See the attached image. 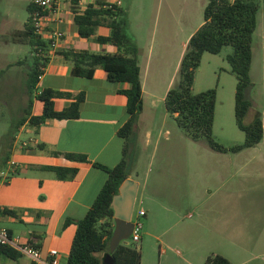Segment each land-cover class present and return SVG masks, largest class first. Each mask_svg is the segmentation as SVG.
Instances as JSON below:
<instances>
[{"label": "crops", "instance_id": "crops-1", "mask_svg": "<svg viewBox=\"0 0 264 264\" xmlns=\"http://www.w3.org/2000/svg\"><path fill=\"white\" fill-rule=\"evenodd\" d=\"M118 1L121 2L120 7L123 8L122 0H78L76 4L73 0H62L61 12L50 16L47 35L52 30L59 29L64 32L65 38L59 48L50 53L49 62L32 98L27 89L28 78L35 62L31 51L30 57L34 60L29 63L25 74L27 105L17 122L14 133L11 134L7 145H3L0 152V229L9 230L22 245L37 250L40 253V259L34 260L22 253L14 257L0 254V264H52L54 258L50 256L51 250L59 252L58 264H67L78 228L77 221L87 215L109 178L105 170L95 167L94 164L98 163L113 169L122 160L125 140L119 136L118 132L127 123L130 115L127 111V98L121 91L127 89L128 85L108 81L106 72L102 68L95 70L93 78L77 77L73 74V62L64 55L69 51L102 54L119 52L117 47L111 44L102 45L97 41L98 37L111 35L109 27L99 26L93 36L82 38L74 22L76 11L82 12L90 5H96L99 2L117 3ZM58 17L61 18L60 22L55 21ZM24 31L25 29L21 32L24 35L23 39L32 43L31 38H27ZM193 34L191 33L182 45L180 63ZM133 40L136 43V40ZM0 61L3 62L0 79L11 71L18 73L23 65L20 59L7 62L1 57ZM138 61L143 90V110L146 95L152 105L159 100L165 104L166 95L175 77L169 81L165 94L160 97L153 91H148L149 64L145 65V76L139 52ZM27 62L28 58H26ZM4 80H2L3 83ZM16 83L11 86L18 91L21 88H18ZM43 89L72 95V97L61 96L54 99L57 111L68 108L75 102V96L84 93L85 100L80 104L79 118L48 120L39 126L31 125L29 122L31 116H39L43 112V103L38 99ZM14 95L17 104L19 103V92ZM29 104H31V116L20 125L25 118ZM149 138L148 135L147 140ZM213 151L221 154L219 157L227 156V161L218 158L212 161L213 164H217L221 169L226 163L234 166L235 160L231 158L230 151ZM64 154L85 155L88 161L80 162L76 159H69ZM12 162H14L13 167L10 165ZM236 162L241 164L238 160ZM246 163L253 162L247 161ZM45 167L76 169L77 173L72 178L62 180L58 178L56 172ZM220 171L216 169L211 175L216 185L206 187L205 193H208L206 201L215 193L219 195L222 193L225 181ZM129 178L132 179L131 175ZM139 190L140 184H138L137 196ZM225 198L228 199L229 207L227 208L220 206L209 208L203 214L198 201L190 208L195 212L200 211V219H197L198 221H195L193 225L201 228L197 240L200 238L203 253L211 252L213 256H222L231 264H264V222L262 221L264 209L244 207L242 209L240 204L235 205V202H239L240 199L239 192H228ZM151 200L148 197L147 204L150 211L147 210L144 217L147 216V227L158 230L160 228L159 218L154 219L157 216L153 205L158 204L164 207V204L156 192L151 195ZM6 212H13V214ZM149 214H152V219L149 218ZM245 217L247 219L243 221ZM178 224L179 220L174 219L170 229ZM196 226L190 227L195 228ZM191 233L188 232V234ZM164 246L165 249L160 247L158 261L144 262L141 255V264H194L192 260L180 255L174 258L168 256V250L176 251L178 246L173 241L164 243ZM139 251L141 253V249ZM193 252L191 249L189 254L192 256Z\"/></svg>", "mask_w": 264, "mask_h": 264}, {"label": "rangeland", "instance_id": "rangeland-1", "mask_svg": "<svg viewBox=\"0 0 264 264\" xmlns=\"http://www.w3.org/2000/svg\"><path fill=\"white\" fill-rule=\"evenodd\" d=\"M33 1L0 0V58L3 57L7 62L19 59L23 62L18 73L11 71L0 79V152L14 133L27 105L25 74L29 63L34 59L30 57L31 51L33 52L32 45L23 39L24 35L21 32L24 29L26 31L29 25L28 7ZM122 1L123 9L128 14V35L136 40L145 76V65L149 64L148 91L163 97L169 81L175 77L172 87L178 82L182 45L191 33H195L201 27L207 2ZM258 3V23L252 44L251 85L246 92L252 107L245 118L246 124H250L258 114L264 124V0H258ZM230 52L231 48L225 47L217 55L204 53L200 67L196 70L193 93L216 90L212 139L230 151L231 158L235 160L234 166L226 163L221 169L217 164H213L212 161L218 158L227 161V156L219 157L221 154L215 153L205 138L194 141L185 129L179 126L175 117L166 111L162 100L152 105L146 95L145 108L138 116L133 135L129 137L128 157L131 178L140 184L133 210V221L142 225L141 241L128 242L138 250L141 249L144 262L158 261L160 247L165 249L164 243L173 241L178 246L176 251L168 250L169 257L180 255L192 260L194 264H205L213 255L211 252L203 253L200 238L197 240L201 228L193 224L200 219V211L204 214L209 208L229 207L228 199L225 198L228 192L240 193L239 202H235V205L240 204L242 209L243 207L264 209V136L255 147L241 152L232 150L245 142V133L236 124L235 97L238 81L231 73L227 61ZM2 63L0 61V70L3 68ZM15 83L21 88L18 91L12 87ZM16 92H19L17 104L14 97ZM236 160L241 164H237ZM247 161L253 163L247 164ZM216 169L221 170L225 186L220 195L215 193L206 201L208 196V193H205L206 187L216 185L211 178ZM155 192L159 194L164 204V207L153 205L157 216L154 219L159 218L158 230L147 227V216H138L140 211H150L147 199L149 197L152 201L151 195ZM197 201L201 204L200 211L190 210ZM149 218H153L152 214H149ZM174 219L179 220V224L170 229ZM262 221L264 222V219ZM191 249L194 251L192 256L189 254Z\"/></svg>", "mask_w": 264, "mask_h": 264}, {"label": "trees", "instance_id": "trees-1", "mask_svg": "<svg viewBox=\"0 0 264 264\" xmlns=\"http://www.w3.org/2000/svg\"><path fill=\"white\" fill-rule=\"evenodd\" d=\"M76 4L78 0H73ZM204 21L201 27L188 41L185 54L179 68L178 82L172 87L165 98V107L173 115L180 127L198 141L205 138L211 148L220 152L227 149L212 139V130L216 109V90L210 89L201 93H193L196 70L200 67L204 53L219 54L225 47H230L227 56L231 73L237 78L235 114L238 128L245 133V142L232 148L241 151L259 144L264 136V124L260 114L256 115L250 124L245 118L252 105L247 99L246 92L250 88V70L252 65L253 35L257 29L259 3L258 0H206ZM106 2L90 5L82 12H75L74 22L78 26L82 38H90L99 26L105 25L111 29L109 37H98L100 44H111L119 52L93 53L73 52L64 53L73 62V74L77 77L93 78L95 70L102 68L108 81L127 84L121 93L127 98V111L130 115L127 123L118 134L125 140L121 162L113 169L98 163L95 167L105 170L109 178L97 196L87 215L77 221V231L73 239L67 264H105L104 258L109 252L110 239L114 230V211L111 202L119 191L122 183L129 178V137L133 135L139 114L143 110V90L138 61V48L135 41L128 35V14L122 7ZM75 9V7H74ZM30 22L25 35L31 38L34 65L27 82L30 97L37 88L40 77L49 62V41L34 33L32 15L41 11L33 2L29 5ZM43 15L51 16L50 10H43ZM42 51L40 56L36 53ZM72 95L59 93L51 89H43L38 96L43 103V112L39 116H31V104L23 122L29 119L33 126H39L48 120H72L80 116V104L85 100V94L75 96L68 108L57 111L54 99ZM69 159L87 162V156L64 154ZM56 172L59 179L75 176L76 169L63 167H45ZM13 214V212H6ZM19 252L0 246V254L14 257ZM116 264H141L140 251L129 242L121 243L114 252ZM205 264H231L222 256L209 257Z\"/></svg>", "mask_w": 264, "mask_h": 264}, {"label": "built area", "instance_id": "built-area-1", "mask_svg": "<svg viewBox=\"0 0 264 264\" xmlns=\"http://www.w3.org/2000/svg\"><path fill=\"white\" fill-rule=\"evenodd\" d=\"M61 2L62 0H34L33 3L41 9V11H36L32 15V27L34 30V33L37 35L42 36L44 39H47L49 41V47H50V53L55 52L59 46L61 45L62 41L65 38L64 32H62L59 29H54L52 30L48 35H47V24L50 23V17L44 16L42 13L43 10H50L51 15H57L61 12ZM111 6L112 4H116L120 6L121 2L118 1L117 3H111L108 2ZM56 22H60L61 18H57L55 20ZM47 35V36H46ZM42 51L40 50L38 53H36V56H40ZM12 167L14 166V162L10 164ZM145 215L144 211H140L138 216L142 217ZM131 221L133 223V232L130 236V241L132 243H138L141 240V231H142V225L134 222L133 221V214ZM0 246L2 247H8L11 248L19 253H22L24 255H27L34 260H39L40 259V253L27 246V245H22L19 241L18 238L13 237L12 234L9 232L7 229H0ZM50 256H52L54 259L52 261V264H58V256L59 252L57 250H51L50 251Z\"/></svg>", "mask_w": 264, "mask_h": 264}, {"label": "water", "instance_id": "water-1", "mask_svg": "<svg viewBox=\"0 0 264 264\" xmlns=\"http://www.w3.org/2000/svg\"><path fill=\"white\" fill-rule=\"evenodd\" d=\"M138 192V183L130 178L126 179L114 195L111 207L114 211V230L109 244V252L104 258L105 264H116L113 257L114 252L119 245L127 242L133 232V223L131 221L136 197Z\"/></svg>", "mask_w": 264, "mask_h": 264}]
</instances>
